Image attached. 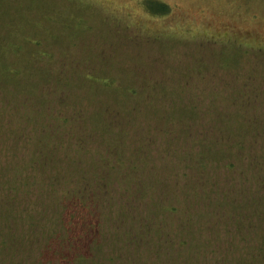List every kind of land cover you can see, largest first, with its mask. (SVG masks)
Returning <instances> with one entry per match:
<instances>
[{
  "label": "rangeland",
  "instance_id": "1",
  "mask_svg": "<svg viewBox=\"0 0 264 264\" xmlns=\"http://www.w3.org/2000/svg\"><path fill=\"white\" fill-rule=\"evenodd\" d=\"M259 196L264 0H0V264H240Z\"/></svg>",
  "mask_w": 264,
  "mask_h": 264
},
{
  "label": "trees",
  "instance_id": "2",
  "mask_svg": "<svg viewBox=\"0 0 264 264\" xmlns=\"http://www.w3.org/2000/svg\"><path fill=\"white\" fill-rule=\"evenodd\" d=\"M159 10L161 15H165L168 12V9L165 5L159 4ZM198 158L203 160L202 164H198V170L199 173H203L206 164V152L200 149L197 154ZM249 194V193H247ZM70 195V194H69ZM72 197V196H71ZM257 199V200H256ZM254 200V203L252 206H257L254 207L253 214H247L246 212H241L240 210L236 214H232L236 216V219H234L231 216V229L226 230L227 235H228V242H227V252H232L233 249L231 248H236L239 243H243L245 245H253L254 247H251L252 251L248 253V258H244L240 264L245 263V264H264V196H259ZM87 201V200H86ZM79 202V197L77 202L79 205L84 206V202ZM90 206V205H89ZM88 204L86 207H84L83 210H88L89 207ZM190 208V207H189ZM187 208L186 210H188ZM240 209V208H238ZM259 210V211H257ZM74 218V216H72ZM80 220L79 222L82 221V225H86L88 228L91 227L89 223H87L85 220L87 218L85 217H79ZM5 225H8L5 223ZM82 229H84V226H82ZM86 232V230H83ZM68 235V234H67ZM68 242L71 244V240ZM81 243V242H79ZM78 243V244H79ZM77 244V245H78ZM250 250V249H249ZM225 251V250H224ZM223 251V252H224ZM232 261V260H231ZM174 263V262H173Z\"/></svg>",
  "mask_w": 264,
  "mask_h": 264
}]
</instances>
